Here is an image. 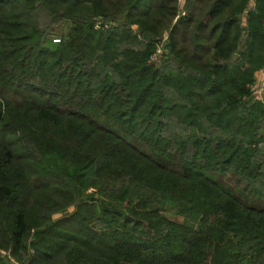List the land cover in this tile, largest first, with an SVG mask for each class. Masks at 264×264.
<instances>
[{"label":"trees","instance_id":"16d2710c","mask_svg":"<svg viewBox=\"0 0 264 264\" xmlns=\"http://www.w3.org/2000/svg\"><path fill=\"white\" fill-rule=\"evenodd\" d=\"M0 264H264V0H0Z\"/></svg>","mask_w":264,"mask_h":264},{"label":"rangeland","instance_id":"374dc122","mask_svg":"<svg viewBox=\"0 0 264 264\" xmlns=\"http://www.w3.org/2000/svg\"><path fill=\"white\" fill-rule=\"evenodd\" d=\"M68 24L67 22H63L62 24H59L58 26H54L52 29H54V32L52 33V37H53V40H55L57 37H59L60 34H62L63 32H66L67 31V28H68ZM50 31V30H49ZM160 53V50L158 51L156 57H153L152 59H154L155 61L158 60V55ZM166 214L168 217L176 220V221H181L182 220V217L177 215L175 212H174V209L173 207L171 206H167L166 208Z\"/></svg>","mask_w":264,"mask_h":264},{"label":"built area","instance_id":"2783aa9c","mask_svg":"<svg viewBox=\"0 0 264 264\" xmlns=\"http://www.w3.org/2000/svg\"><path fill=\"white\" fill-rule=\"evenodd\" d=\"M255 91L257 92L258 96L262 98L263 94H262V83L259 84V86L255 88ZM2 253L5 254L4 251H1Z\"/></svg>","mask_w":264,"mask_h":264}]
</instances>
